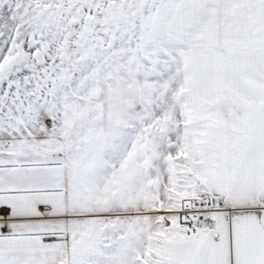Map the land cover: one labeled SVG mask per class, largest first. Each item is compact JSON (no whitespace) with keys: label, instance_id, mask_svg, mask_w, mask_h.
Segmentation results:
<instances>
[{"label":"snow or ice","instance_id":"obj_1","mask_svg":"<svg viewBox=\"0 0 264 264\" xmlns=\"http://www.w3.org/2000/svg\"><path fill=\"white\" fill-rule=\"evenodd\" d=\"M0 264H264V0H0Z\"/></svg>","mask_w":264,"mask_h":264}]
</instances>
